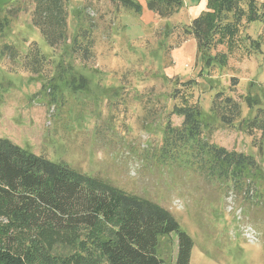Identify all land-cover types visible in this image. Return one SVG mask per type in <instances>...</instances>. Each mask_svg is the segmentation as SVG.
I'll return each instance as SVG.
<instances>
[{"label":"rangeland","instance_id":"rangeland-1","mask_svg":"<svg viewBox=\"0 0 264 264\" xmlns=\"http://www.w3.org/2000/svg\"><path fill=\"white\" fill-rule=\"evenodd\" d=\"M93 1L69 0L70 40L50 47L32 23V0H0V138L168 209L192 239L189 264H264V129L251 125L256 118L264 125L258 112L264 111V0H258L261 18L243 21L230 50V38H221L212 55L227 54L228 63L212 67L184 32L208 0H184L169 18L149 11L147 0H138L140 14ZM91 24L93 56L82 61L72 40ZM35 43L45 58L38 73L24 64ZM4 44L18 48L16 61L1 53ZM191 80L190 102L201 105L210 141L256 158L260 173L249 194L179 162L163 163L168 117L174 127L183 122L169 115L173 93ZM218 91L241 105L231 126L212 111ZM178 252V233L159 237L162 264H177Z\"/></svg>","mask_w":264,"mask_h":264},{"label":"trees","instance_id":"trees-1","mask_svg":"<svg viewBox=\"0 0 264 264\" xmlns=\"http://www.w3.org/2000/svg\"><path fill=\"white\" fill-rule=\"evenodd\" d=\"M110 1L136 14L143 9L138 0ZM32 2V23L47 45L67 43L69 0ZM183 7L184 0H147L148 10L161 18H169ZM260 18L258 0H208L207 10L184 28L185 37L196 40L199 57L208 67L214 66V61L225 65L227 54L212 55L221 38H230V50L243 21L253 23ZM89 26L80 28L72 40V51L79 53L82 61L93 56V25ZM4 30L0 23L1 38ZM1 53L13 61L20 57L12 44H4ZM24 60L38 73L36 68L45 58L35 43ZM195 82H182L173 93L177 102L169 115H177L183 122L174 127L168 117L162 161L179 162L207 180L249 194L260 173L259 164L252 155L228 151L210 141L201 105L190 102ZM250 98L246 101L252 108L255 101ZM212 111L222 124L231 126L241 115V105L218 91ZM258 112L264 114L262 109ZM251 123L247 126L264 129L257 118ZM181 158L186 160L181 163ZM172 233L179 237L177 264H189L192 239L168 209L0 138V264H162L156 253L159 237Z\"/></svg>","mask_w":264,"mask_h":264}]
</instances>
